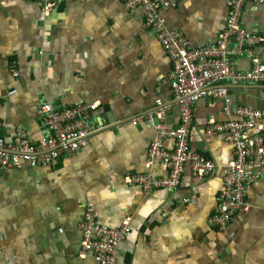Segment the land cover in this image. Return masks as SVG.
Listing matches in <instances>:
<instances>
[{
    "label": "crops",
    "instance_id": "obj_1",
    "mask_svg": "<svg viewBox=\"0 0 264 264\" xmlns=\"http://www.w3.org/2000/svg\"><path fill=\"white\" fill-rule=\"evenodd\" d=\"M173 1L176 6L163 12L170 29L195 47L218 40L231 0ZM142 22L140 9L128 11L121 0H65L44 20L36 1L0 0L3 134L12 138L22 128L34 141L48 136L37 114L44 102L98 105L90 112L86 146L61 155L53 167L25 165L3 173L0 264H95L91 256H79L86 203L103 225L117 227L130 218L117 264H264V166L248 193L249 212L224 229L209 223L234 158L222 135L204 134L208 118L226 120L220 102H197L190 134L192 150L217 166L211 178L198 181L186 167L176 189L149 196L124 181L167 175L160 163L146 165L156 120L132 121L152 113L161 99L171 105L165 125L180 123L169 88L171 61ZM242 23L264 37V3H246ZM257 51L264 63V44ZM235 65L246 71L250 63L237 59ZM230 92L236 104L264 110L258 86L237 84ZM164 145L170 149L172 142Z\"/></svg>",
    "mask_w": 264,
    "mask_h": 264
},
{
    "label": "built area",
    "instance_id": "obj_2",
    "mask_svg": "<svg viewBox=\"0 0 264 264\" xmlns=\"http://www.w3.org/2000/svg\"><path fill=\"white\" fill-rule=\"evenodd\" d=\"M32 1L39 3L44 20L65 0ZM121 1L128 11L140 9L143 28L154 34L168 55L172 64L169 88L180 117L177 127H167L164 119L171 105L156 99V109L152 113L132 121L135 125L141 119L148 123L156 120L146 165L160 163L166 168L167 175L162 178L130 175L124 177V181L140 186L143 195L149 196L159 188L176 189L186 167L198 181L211 178L217 166L211 159L192 150L190 134L197 102L202 99L220 102L226 120L221 122L214 117L208 118L204 134L206 137L222 135L234 151V158L226 166L217 206L209 219L212 226L224 229L237 215L249 212L248 193L261 177L264 166V110L236 104L230 92L233 85L249 84L258 86L264 96V63L257 51L264 44V37L248 32L242 23L246 3L261 4L264 0H231L225 27L218 40L196 47L181 31L167 26L163 12L175 7V1ZM237 59H248V70H238L235 65ZM12 73L16 77L19 75L15 67H12ZM97 108V103L70 106L42 103L37 114L48 136L38 141H34L22 128L16 129L14 136L8 138L1 131L0 122V179L5 171L21 169L25 165L34 169L53 167L61 155L86 146L90 112ZM167 140L172 142L170 149L164 145ZM183 202L189 200L183 199ZM79 227V256H91L95 264H117L119 243L130 231V218L126 217L117 227L103 225L97 221L92 204L86 203Z\"/></svg>",
    "mask_w": 264,
    "mask_h": 264
}]
</instances>
